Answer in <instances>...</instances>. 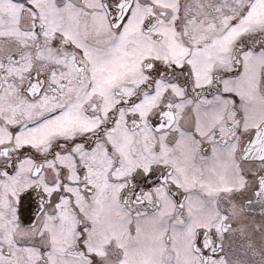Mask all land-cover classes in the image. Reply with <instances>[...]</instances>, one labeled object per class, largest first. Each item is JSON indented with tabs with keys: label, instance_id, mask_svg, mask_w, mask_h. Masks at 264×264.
<instances>
[{
	"label": "snow or ice",
	"instance_id": "6c2138e0",
	"mask_svg": "<svg viewBox=\"0 0 264 264\" xmlns=\"http://www.w3.org/2000/svg\"><path fill=\"white\" fill-rule=\"evenodd\" d=\"M0 264H264V0H0Z\"/></svg>",
	"mask_w": 264,
	"mask_h": 264
}]
</instances>
